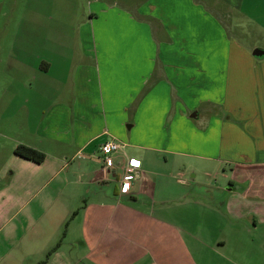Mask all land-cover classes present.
<instances>
[{"label":"crops","instance_id":"crops-1","mask_svg":"<svg viewBox=\"0 0 264 264\" xmlns=\"http://www.w3.org/2000/svg\"><path fill=\"white\" fill-rule=\"evenodd\" d=\"M85 4L27 75L24 44L0 55V264H264V0ZM112 138L140 160L127 191Z\"/></svg>","mask_w":264,"mask_h":264},{"label":"rangeland","instance_id":"rangeland-1","mask_svg":"<svg viewBox=\"0 0 264 264\" xmlns=\"http://www.w3.org/2000/svg\"><path fill=\"white\" fill-rule=\"evenodd\" d=\"M85 2L86 0H2L0 41L5 37L10 47L7 45V49L3 51L1 49L0 55L2 52V56L11 54L12 50L9 48L12 47L14 41L24 44L23 55L26 60L25 74L27 75L28 72H31L30 64L32 62L30 60H33L31 43L64 41L69 40V38L71 40L72 35L69 33L70 25H68V21L72 25L75 23L76 26H73L79 29V26L85 20V16L83 15L82 17L86 8ZM76 12H78L77 17ZM241 18V15L236 14L234 10L228 18L223 17L222 21L232 38L234 37L238 41L252 43L254 40H257V35H254L256 34L255 30L254 28L251 30L252 26L249 22H244L245 25L243 24L242 26ZM243 30H250L249 38H247V35H244ZM74 36L75 34H73V40ZM152 40L156 44L153 38ZM259 42L262 44L261 46H264L262 41ZM27 59L30 60L28 61ZM128 114H130L129 110H127L126 118ZM192 123L196 128V121L193 120ZM126 124H132V121ZM126 124L124 126L127 129ZM165 125L169 126L168 115L165 118ZM190 163H194L191 165L193 167L190 170V174H192L196 172V162L193 161Z\"/></svg>","mask_w":264,"mask_h":264},{"label":"built area","instance_id":"built-area-1","mask_svg":"<svg viewBox=\"0 0 264 264\" xmlns=\"http://www.w3.org/2000/svg\"><path fill=\"white\" fill-rule=\"evenodd\" d=\"M124 145L119 140L107 139L99 145V152L103 165L107 169H113L116 165L115 158L122 155L120 188L122 191H127L132 186V183L140 177V160L127 157L123 151Z\"/></svg>","mask_w":264,"mask_h":264},{"label":"trees","instance_id":"trees-1","mask_svg":"<svg viewBox=\"0 0 264 264\" xmlns=\"http://www.w3.org/2000/svg\"><path fill=\"white\" fill-rule=\"evenodd\" d=\"M14 153L37 163L42 162L45 157L43 152L24 144H17Z\"/></svg>","mask_w":264,"mask_h":264},{"label":"water","instance_id":"water-1","mask_svg":"<svg viewBox=\"0 0 264 264\" xmlns=\"http://www.w3.org/2000/svg\"><path fill=\"white\" fill-rule=\"evenodd\" d=\"M252 54L255 56H260L264 54V51L259 48H256L252 51ZM191 116H194V114H192Z\"/></svg>","mask_w":264,"mask_h":264}]
</instances>
